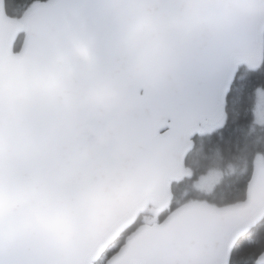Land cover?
<instances>
[{
	"label": "water",
	"instance_id": "water-1",
	"mask_svg": "<svg viewBox=\"0 0 264 264\" xmlns=\"http://www.w3.org/2000/svg\"><path fill=\"white\" fill-rule=\"evenodd\" d=\"M263 57L264 0H47L22 20L0 0V264H95L169 208ZM263 215L258 159L242 203H185L105 264H229Z\"/></svg>",
	"mask_w": 264,
	"mask_h": 264
},
{
	"label": "trees",
	"instance_id": "trees-1",
	"mask_svg": "<svg viewBox=\"0 0 264 264\" xmlns=\"http://www.w3.org/2000/svg\"><path fill=\"white\" fill-rule=\"evenodd\" d=\"M41 1L47 0H6L7 12L22 20ZM23 41L24 30L17 38L16 51H19ZM261 88L264 89V57L255 66L240 65L227 97L226 117L216 127H205L196 137L195 147L187 158V173L173 184L174 199L170 207L164 211L149 209L143 213L95 264H105L141 225L160 222L185 203L198 201L215 207L233 208L243 202L256 161L264 159V124L255 123L254 119L255 98ZM211 166L224 170L222 180L210 193L194 191V181ZM263 252L264 215L252 230L239 239L229 264H258L257 258Z\"/></svg>",
	"mask_w": 264,
	"mask_h": 264
},
{
	"label": "rangeland",
	"instance_id": "rangeland-1",
	"mask_svg": "<svg viewBox=\"0 0 264 264\" xmlns=\"http://www.w3.org/2000/svg\"><path fill=\"white\" fill-rule=\"evenodd\" d=\"M24 29L25 28L22 27V30ZM255 99H256L255 110H254L255 123L264 124V89L263 88L257 91V95ZM207 169L208 171H206L205 174L201 175L199 179L197 181H194L193 183V190L201 194L212 192L215 186L219 183V181L222 180L224 174V170L220 169L219 167L217 168L215 166H211ZM246 169L247 167L244 166V170ZM146 223H151V222H146Z\"/></svg>",
	"mask_w": 264,
	"mask_h": 264
},
{
	"label": "clouds",
	"instance_id": "clouds-1",
	"mask_svg": "<svg viewBox=\"0 0 264 264\" xmlns=\"http://www.w3.org/2000/svg\"><path fill=\"white\" fill-rule=\"evenodd\" d=\"M87 99L90 100V101H93L95 103H99V104H102L104 102L103 95L100 94V93L90 94Z\"/></svg>",
	"mask_w": 264,
	"mask_h": 264
}]
</instances>
